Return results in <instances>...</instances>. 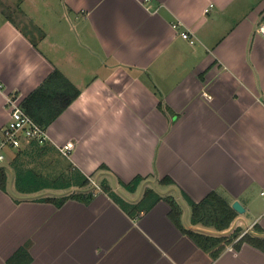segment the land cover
<instances>
[{
	"label": "crops",
	"instance_id": "obj_1",
	"mask_svg": "<svg viewBox=\"0 0 264 264\" xmlns=\"http://www.w3.org/2000/svg\"><path fill=\"white\" fill-rule=\"evenodd\" d=\"M31 1L21 12L28 29L0 10V134L8 96L24 99L61 70L81 94L49 126L50 150L37 158L58 151L63 171L80 170L101 190L59 207L36 198L57 189L19 193L13 170L0 189V264H264L247 242L215 258L176 225L167 201L131 214L100 183L131 202L159 183L185 228L264 237V5L243 15L231 10L238 0H59L55 20L36 14L37 2L48 11L51 2ZM69 141L67 156L58 146ZM25 148L10 152L11 166ZM137 176L130 192L125 183ZM213 191L246 209L224 231L193 224L184 194L199 202Z\"/></svg>",
	"mask_w": 264,
	"mask_h": 264
},
{
	"label": "trees",
	"instance_id": "obj_2",
	"mask_svg": "<svg viewBox=\"0 0 264 264\" xmlns=\"http://www.w3.org/2000/svg\"><path fill=\"white\" fill-rule=\"evenodd\" d=\"M81 90L59 69L54 70L45 81L31 92L26 98L22 99L21 105L36 122L43 128L49 126L80 96ZM161 106V104H160ZM48 141L41 144L32 142L30 150L20 151L12 162V168L15 171L16 189L19 193L31 194L46 189L64 190L72 187H88L92 184L91 177L80 170H71L65 175L51 177L39 171L35 166L30 165L25 158L29 157L32 161L37 159L38 155L47 153L50 148ZM26 155V156H25ZM25 156V157H23ZM101 167H105L104 165ZM61 177V178H60ZM144 177L137 176L131 182L125 183V187L130 192H136ZM9 182L8 170L5 167L0 169V189L7 190ZM162 184H173L174 180L170 176H165L160 181ZM102 189L131 214H139L149 211L157 203L165 200L171 207L170 217L176 225L196 243L207 251H211L213 257L219 256L229 245L234 244L235 248H241L247 242L264 251V237L254 236L250 233H244L243 228H236L230 235H209L201 232L187 229L182 224L183 210L180 203L172 195L164 196L155 188H146L142 198L137 202H131L115 192L107 181L101 182ZM185 197L192 208L191 220L193 224H203L213 227L218 231H224L232 226V223L238 216V212L233 206L220 194L210 192L201 201L196 202L186 193ZM93 196V191L88 193L75 192L61 197H41V201L52 202L57 206H62L71 198L89 200ZM26 253V247L20 248L12 258ZM29 262V261H28Z\"/></svg>",
	"mask_w": 264,
	"mask_h": 264
},
{
	"label": "rangeland",
	"instance_id": "obj_3",
	"mask_svg": "<svg viewBox=\"0 0 264 264\" xmlns=\"http://www.w3.org/2000/svg\"><path fill=\"white\" fill-rule=\"evenodd\" d=\"M46 1V0H45ZM49 2H51V8L48 11L47 8L44 7V5L42 3L44 2H40L36 4V6H39L36 11V14L39 12V17L41 19L48 17V15H51L52 18H54L55 20L59 17V13H60V9L61 5H59L58 1L59 0H47ZM264 5V0H238L236 1V4L233 5L234 7L231 8L232 12L234 14H239V13H243V15L245 14H250L251 11H256L258 8H260V6ZM33 2H25V0H0V10H2L5 14H9L12 15L14 18H16L20 23H22L23 25H25L26 29H28L27 25H26V20L23 17V15L21 14L22 10L25 11H31L34 8H32ZM23 13V12H22ZM264 18V12L262 15V18L260 20V22L262 21V19ZM59 20V18H58ZM259 22V23H260ZM34 32V29L32 31V33ZM36 33V32H34ZM37 34V33H36ZM40 156L35 159V160H31L29 159V161L33 162L36 165H39L40 170L47 175H50L51 177H59L61 175H65L66 171H63L62 168H64V166H62V155L58 152V151H54V152H50L47 157H44V159L42 161H40ZM39 159V160H38ZM37 160V161H36ZM9 161V159H8ZM7 170H8V175H9V181L12 179L13 177V168L11 166V163L7 162ZM61 178V177H60ZM94 180H97L94 178ZM9 183V182H8ZM101 183V181H100ZM154 185V184H153ZM161 186L159 183H156V186H151L153 188H155L157 191L161 190ZM96 190H101V188H97L95 186L94 183H92L90 186L88 187H72L69 189H64V190H52L49 191L47 194H41V195H36V198H40V196H48V197H61L63 195H67V194H71V193H75V192H85L88 193L90 191H96ZM144 192V189L141 188L138 190V192L136 193V195H141V193ZM123 193L126 196L131 197L132 193H129L127 190H123ZM134 196H136L135 194H133ZM123 197V196H122ZM262 198H264V196L262 195ZM264 199H262L263 201ZM261 201V200H260ZM256 205V204H255ZM187 215V214H186ZM190 215H191V210H190Z\"/></svg>",
	"mask_w": 264,
	"mask_h": 264
},
{
	"label": "built area",
	"instance_id": "obj_4",
	"mask_svg": "<svg viewBox=\"0 0 264 264\" xmlns=\"http://www.w3.org/2000/svg\"><path fill=\"white\" fill-rule=\"evenodd\" d=\"M258 32L264 37V18L258 26ZM182 35L188 38L192 43L195 41L188 32H183ZM2 88L3 85L0 84V90H2ZM21 102L22 99L19 96L14 95L8 96L7 98L9 120L0 134V169L2 167H7L11 151L21 150L32 142L43 144L49 140L48 129L43 128L36 122L34 118L23 109ZM74 147L75 144L72 141L58 146L59 150L67 156L70 155ZM92 181L97 188H100L94 180ZM261 194L264 196V190ZM233 246L234 244H231L227 248H233Z\"/></svg>",
	"mask_w": 264,
	"mask_h": 264
},
{
	"label": "water",
	"instance_id": "obj_5",
	"mask_svg": "<svg viewBox=\"0 0 264 264\" xmlns=\"http://www.w3.org/2000/svg\"><path fill=\"white\" fill-rule=\"evenodd\" d=\"M232 206L239 213H244L246 211L245 207L239 201H235Z\"/></svg>",
	"mask_w": 264,
	"mask_h": 264
}]
</instances>
